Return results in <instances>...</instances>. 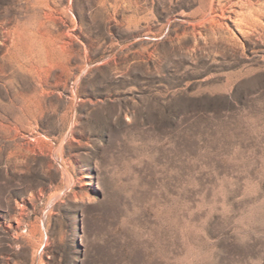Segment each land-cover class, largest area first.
<instances>
[{
  "label": "rangeland",
  "instance_id": "obj_1",
  "mask_svg": "<svg viewBox=\"0 0 264 264\" xmlns=\"http://www.w3.org/2000/svg\"><path fill=\"white\" fill-rule=\"evenodd\" d=\"M0 264H264V0H0Z\"/></svg>",
  "mask_w": 264,
  "mask_h": 264
},
{
  "label": "bare ground",
  "instance_id": "obj_2",
  "mask_svg": "<svg viewBox=\"0 0 264 264\" xmlns=\"http://www.w3.org/2000/svg\"><path fill=\"white\" fill-rule=\"evenodd\" d=\"M210 5H211V4H210ZM222 14H223V13H222ZM43 29H44V28H43ZM20 31H21V30H20ZM25 31H26V30H25ZM24 33H25V32H24ZM18 38H19V37H18ZM20 38H21V37H20ZM27 38H28V37H27ZM24 39H25V38H24ZM18 40H19V39H18ZM14 45H15V44H14ZM22 45H23V44H22ZM30 46H31V45H30ZM27 49H28V48H27ZM24 50H25V49H24ZM27 51H28V50H27ZM25 53H26V52H25ZM25 53H24L23 56H26ZM20 54H21V53H20ZM20 54H19V55H20ZM12 55H13V54H12ZM16 58H17V57H16ZM25 58H27V57H25Z\"/></svg>",
  "mask_w": 264,
  "mask_h": 264
}]
</instances>
